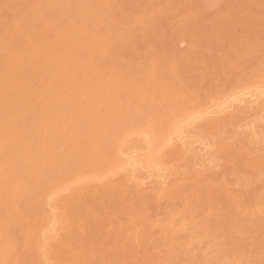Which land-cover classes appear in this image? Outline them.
I'll return each mask as SVG.
<instances>
[{
    "label": "bare ground",
    "instance_id": "6f19581e",
    "mask_svg": "<svg viewBox=\"0 0 264 264\" xmlns=\"http://www.w3.org/2000/svg\"><path fill=\"white\" fill-rule=\"evenodd\" d=\"M132 2L125 13L116 0H0V264L16 261L13 228L39 264H51V248L62 264H264V191L251 200L239 172L242 189L211 178L207 159L170 180L174 160L195 152L200 118L211 129L241 104L264 113V0H226L224 16L198 22V0ZM166 2L179 5L171 28L147 12ZM227 74L235 81L219 84ZM159 102L172 111L150 117ZM252 123L260 134L264 115ZM252 161L249 172L263 176L264 153ZM221 200L243 218L230 221ZM150 203L173 211L154 217ZM234 237L245 241L225 247Z\"/></svg>",
    "mask_w": 264,
    "mask_h": 264
},
{
    "label": "rangeland",
    "instance_id": "374dc122",
    "mask_svg": "<svg viewBox=\"0 0 264 264\" xmlns=\"http://www.w3.org/2000/svg\"><path fill=\"white\" fill-rule=\"evenodd\" d=\"M132 1L133 0H116L120 8H122L125 13H130L132 11V8L134 6ZM135 1L136 3H138L139 1L143 2L145 0ZM198 1L200 6L194 9L193 14L195 22L201 21L204 17H207L208 15L212 17H222L226 13V0ZM12 8L13 6L10 7V10ZM176 9H179V5H176L175 2H166L163 3V6L161 7H148L147 12L152 19H156V22L164 23L166 26H168V28H171L169 27L171 26L169 16ZM9 12L11 11H8V13ZM154 28L155 27L153 26V24H150L145 28L142 34H149L154 31ZM170 32L172 33V31ZM187 42L175 43L177 50H179L180 52L185 50ZM220 50L221 47H219L218 45H215L212 49H210V51H213L212 55H217L218 51ZM127 53L132 56H135V47L133 45L129 46ZM263 53L264 51H262V53L260 52L262 56H264ZM158 54H163V52L160 51ZM210 59H212L211 55L203 58L202 60L210 61ZM253 59H256L255 56L249 55L248 57H246L247 62H250ZM226 81L233 82L235 81V77L228 74L224 75L220 78L219 84L225 83ZM214 89L222 93L225 87L220 85L215 87ZM209 94V89H204L201 91V95L203 98L208 97ZM241 105L242 106H239L232 112L218 114L213 117V119H217L218 121H220L219 124L214 125V128L208 129L206 126L202 125L207 119H211L210 116L200 118L198 120L197 126L192 132V138L195 140V152L174 160V168L176 167V170L175 175L172 176L170 180L180 178L186 170V162L188 160H191L194 163L196 169H201L203 168V165L206 164V172L210 175L211 178L222 180L223 183L228 182L232 184V187L236 189H242L240 183L234 184L238 178L237 172L243 173L245 175V180L247 182H250L248 187L249 190L247 191V193L250 195L251 200H253L254 198L255 191H264V175L258 177L262 174L251 173L248 170L251 165L255 162L252 161V159L258 158L261 153H264V127L258 126V128L260 129V134L258 135L256 134L251 136L249 133V131L255 126L252 121L261 119L264 113H261V109L247 110L245 109L243 104ZM141 107H143V104L140 105V108ZM154 107L155 108L147 107V113L150 117L154 114L166 115L170 111H172V107L166 106L161 102L154 104ZM144 109H146V107H144ZM233 116H237V119L240 120H236L230 124L225 122L224 119ZM244 135L249 138L252 137L255 140L253 141V143H250L244 139ZM223 144H231V154L229 156L223 153V150H225ZM259 144L262 145V148H257ZM203 159H207L204 164L202 163ZM147 182L150 183V179L147 180ZM89 201L93 202L92 199H90ZM222 203L223 201L221 200V211H223V213L226 215L228 207L224 206ZM148 206L150 208L151 215L157 218L163 217L166 212L170 213L171 211H173V208L159 207L152 203H150V205ZM45 213V208H35L32 211V214L36 217L42 216ZM226 217H228L230 221L237 222L238 220L243 218V214L237 215L236 213H234L233 215H226ZM216 218L217 216L212 217V219L210 220L209 227L216 229L217 227L222 226L223 221H219ZM67 226L68 230H73V226L71 223H69ZM11 233L13 234V253L12 256L9 258L10 262L13 258H15L16 264H39L40 258L35 253L32 243L24 238L23 234L20 233L19 229L13 228ZM252 236L253 239H255V242H259L260 239H263L258 232H252ZM244 241L245 238L241 237H234V239L228 240L226 239L225 247L238 248ZM111 242V238H107L103 242L101 241V243H104L105 245H109ZM49 251L50 253L48 254V261H51V264H62V261H60V256L58 255V253H56L55 248H51V250ZM251 251L252 250L248 249L249 253ZM194 253L197 256L202 257L205 254V250H203L201 247L198 246V244H196ZM15 262H11V264H15Z\"/></svg>",
    "mask_w": 264,
    "mask_h": 264
}]
</instances>
